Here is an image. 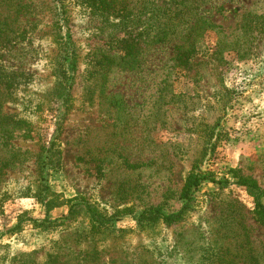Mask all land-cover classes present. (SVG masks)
<instances>
[{
    "label": "rangeland",
    "instance_id": "1",
    "mask_svg": "<svg viewBox=\"0 0 264 264\" xmlns=\"http://www.w3.org/2000/svg\"><path fill=\"white\" fill-rule=\"evenodd\" d=\"M174 1L186 24L161 42L153 6L171 0H0V264H264V221L235 184L264 191V0ZM198 174L225 184L188 199ZM45 177L113 227L36 229Z\"/></svg>",
    "mask_w": 264,
    "mask_h": 264
},
{
    "label": "trees",
    "instance_id": "2",
    "mask_svg": "<svg viewBox=\"0 0 264 264\" xmlns=\"http://www.w3.org/2000/svg\"><path fill=\"white\" fill-rule=\"evenodd\" d=\"M104 3H106V7L103 9L105 10V12L108 11V13L111 14L114 11H117L119 4L116 2V0L114 3H112V0H104ZM175 3L176 1L171 0V3L168 4L169 6L168 9H164L162 6H158V5L153 6V13L157 15L161 14L159 21L160 19L162 20L161 26L158 29V34L156 35V38H154V40L160 38V41L164 42L170 36L172 35L174 36L186 24V22L183 20H180L179 22L176 21L174 18H171L169 14L171 10L177 11L178 9H182L179 4L174 6ZM145 7H148V9H150L149 6H145ZM120 8L121 9L119 11L123 13L132 9L131 7L128 6H120ZM185 18H187V16H185ZM204 22L206 23L207 21ZM196 26L199 25L194 24L191 29L194 30ZM70 44L64 42V45L62 46V50H61L63 57L62 60L65 63L64 76H62L60 80V83L63 85V88L65 90L64 93L61 94L60 96L61 100L63 101V104L69 102V89L72 87V82L75 72V52L73 47L71 46L72 44L71 45ZM182 47L183 46L181 45L177 48L178 52H182ZM1 79L2 77L0 76V89L2 91V88L6 87V83H2ZM52 146L55 145L53 144ZM51 148L46 150L44 152L45 154H43L42 157L40 156V160L38 162V166H40V168L42 169H46L47 173L52 169V166L48 168V165L52 164V157L49 155L51 152ZM206 181L218 185L225 184V182H221L211 175H200V174L192 175L189 178L185 188V197L191 199L190 194L192 193V191L198 188L203 182ZM41 182L42 184L44 183L43 185H41L42 186L41 190L43 195L37 196L35 198H37V201H39V205L45 210L47 219L38 220L33 217L29 220L27 219V222H31L36 229H40L41 227H44L46 229L49 228L64 229L68 227V224L75 225L78 223L79 220H82L84 218L86 219L88 218V221L93 228L106 230L113 227V225L108 227L107 224L108 223L113 224L115 219H109V220L104 219L99 214H97V212L91 206H85V204L77 202L76 198H65L63 194H57L53 192L51 189L47 188V183H46L47 177L41 178ZM235 184L237 186L245 188L247 192L252 197H254L257 204L258 216L260 217L261 220L264 221V205L262 203V200L264 199V191L257 185L255 181H251V180H238L237 182H235ZM60 208H67V216L51 220L49 217L50 213ZM147 215L153 218L162 217L159 211H150L147 213ZM181 217L182 215H177L174 217H168L167 219L177 220V219H181ZM22 222H23L22 220L20 221L18 219V223L13 228V234H18L23 231L21 225Z\"/></svg>",
    "mask_w": 264,
    "mask_h": 264
},
{
    "label": "crops",
    "instance_id": "3",
    "mask_svg": "<svg viewBox=\"0 0 264 264\" xmlns=\"http://www.w3.org/2000/svg\"><path fill=\"white\" fill-rule=\"evenodd\" d=\"M63 209H64V208L56 209V210H54L53 212H51L49 216H51L52 214L54 215L56 212H59V211H61V210H63ZM66 209H67V208H66ZM55 219H56V218H55Z\"/></svg>",
    "mask_w": 264,
    "mask_h": 264
}]
</instances>
